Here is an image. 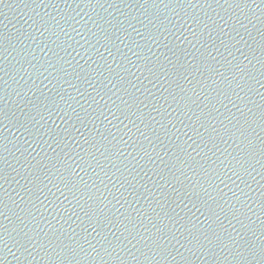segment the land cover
<instances>
[{
	"label": "water",
	"instance_id": "obj_1",
	"mask_svg": "<svg viewBox=\"0 0 264 264\" xmlns=\"http://www.w3.org/2000/svg\"><path fill=\"white\" fill-rule=\"evenodd\" d=\"M262 248L264 0H0V264Z\"/></svg>",
	"mask_w": 264,
	"mask_h": 264
},
{
	"label": "snow or ice",
	"instance_id": "obj_2",
	"mask_svg": "<svg viewBox=\"0 0 264 264\" xmlns=\"http://www.w3.org/2000/svg\"><path fill=\"white\" fill-rule=\"evenodd\" d=\"M214 131H215V130H214ZM158 138H159V137H157V139H158ZM209 139H211V137H210ZM201 140L203 141V137H201ZM236 163H237V164L241 163V160L238 159V160L236 161ZM69 167L72 168V165H69ZM201 168H202V166H201ZM72 171L75 172V168H72ZM233 174L235 175V174H237V173L234 171ZM205 175H207L206 172H205ZM187 194H188V193L185 192V195H187ZM177 198H179V193L177 194ZM193 207H196L195 204H193ZM217 207L220 208V211H221V212L224 211V209H223V207H222L221 205L217 204ZM100 211L103 212L102 209H101ZM197 211H200V209L197 208ZM209 211L211 212V214H212L213 216L216 217L217 220H219V215L217 214V212L215 211V209H211V208H209ZM85 215H88V213H85ZM201 215H204V213H201ZM109 223H111V221H109ZM221 227H223L222 224H221ZM93 231H95V228H93ZM129 234H132V233L129 232ZM205 238L207 239L208 237L206 236ZM216 238L219 239V236L216 235ZM229 238H230V237H229ZM261 252L264 253V248L261 249Z\"/></svg>",
	"mask_w": 264,
	"mask_h": 264
}]
</instances>
